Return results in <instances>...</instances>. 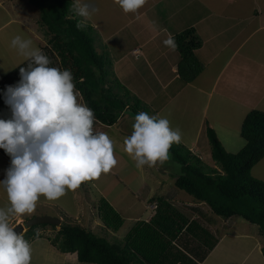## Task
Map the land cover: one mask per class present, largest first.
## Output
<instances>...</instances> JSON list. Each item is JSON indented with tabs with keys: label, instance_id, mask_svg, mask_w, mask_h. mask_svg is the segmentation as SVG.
<instances>
[{
	"label": "rangeland",
	"instance_id": "obj_1",
	"mask_svg": "<svg viewBox=\"0 0 264 264\" xmlns=\"http://www.w3.org/2000/svg\"><path fill=\"white\" fill-rule=\"evenodd\" d=\"M74 1L77 2V0ZM83 2L98 9L90 18L84 19L97 30L99 38L95 42L96 48L104 54L109 71L114 73L120 83L139 99L145 107V112L158 119H168L171 128L178 127L181 130V143L210 164H213V161L210 157V145L205 132L206 124L214 129L216 136L227 151L236 152L244 144V139L240 136V127L246 113L252 109L264 111V96L256 97V94L264 93V68L260 66L264 65V27L252 33L247 41L253 52V55L247 56L252 57L260 65L253 69L252 65L246 63V68L238 72L234 79V84L239 83L242 87L248 86L249 81L252 82L256 92L252 91L251 96L246 97L245 91L239 92L224 88L222 84L219 86L222 87L214 93H208L214 79L212 76L221 64L207 60L220 50V45L233 34L234 29L248 22V20L240 22L235 18H229L225 24L220 23L224 29H227L226 35H222V38L215 35L212 37L211 33H207L206 30L201 33V38H198L201 48L198 52L195 49L193 54L203 64V69L197 75L198 78L196 76L191 81V85L198 88L186 86L184 87L186 90L181 94L173 95L180 86L185 84L180 78L173 83L168 81L172 75L167 67L169 56L165 57L159 53L162 50L168 52L170 49L163 43L169 33L175 35L181 32L176 31L179 28H190V24L193 26L194 16L186 14H201L199 3L196 1V9L192 3L190 7L180 5L182 12L175 14L177 21L174 23L173 21L168 22L163 14L164 7L171 8V1H164L165 6L161 3L157 11L151 9L150 0H147L145 6L135 14L123 13L119 6L113 4L112 0H83ZM251 3L252 7L259 11V19H262L264 23V0H251ZM2 5L0 6V79L25 61V58L11 47V40L15 36L31 39L33 47L39 49L43 45L48 46L49 39L45 28L37 21L39 9L28 0H12V3L9 0H3ZM195 10L197 12H194ZM136 18L137 22H134L132 26L131 23ZM179 19L182 20V26L173 28ZM251 19L252 21L246 27L247 31L258 24L256 14ZM124 21L127 23L121 24ZM195 35L198 36L196 30ZM132 46L142 49L146 58L142 59L138 58L139 55H133ZM171 53L175 61L180 60L177 49L172 50ZM219 56L220 61L223 62L224 52L221 51ZM53 57L54 67L61 69L58 55L55 54ZM144 59L151 60L149 65ZM151 65H156L157 71L162 67L158 77H154L151 73ZM221 90L224 93L227 92L226 97L220 92ZM77 94L79 102L83 103L80 94L78 92ZM134 120V115L126 110L113 125L96 123L93 126L94 131L105 132L112 139L117 165L109 173L102 174L99 179L83 182L75 191H69L57 200L49 201L41 196L34 211L23 215L22 221L39 215L60 217L61 222L73 221L74 218L95 233L106 232V235L107 233L115 234L123 238L134 227L137 220L146 219L153 214L154 209L150 206L155 202L151 201V198L156 195H166L171 197L172 205L188 218H192L193 215L196 217V212L203 213L206 219L205 225H208L212 232L214 231L215 238L223 236L224 233L229 235L222 237L221 244H225L233 233L244 232V229L252 233L251 236L254 235L257 226L239 217L225 219L218 216L203 203L193 200L191 195L175 188L174 177L179 172V165L171 159V156L162 166L158 165L153 168L145 166L143 169H137L134 162L123 152V141L131 134ZM202 126L204 127L200 130ZM197 141L201 146L198 149L195 148ZM251 173L264 180V157L253 166ZM101 198L105 199L123 219V223L116 231L106 228L98 217L97 206ZM7 204V194L0 188V208H4ZM210 220L212 222L214 220L215 224ZM15 223L16 219H12L10 226L12 227ZM59 226L60 224L46 225L38 227L37 230L33 229L36 233H42L34 239L24 232V239L30 241L32 250L31 264H62L61 252L54 249L47 239V236H53L56 233ZM239 236L236 235L235 240H243ZM247 249L246 245H239L240 251H248ZM244 259L246 264L250 257L247 256Z\"/></svg>",
	"mask_w": 264,
	"mask_h": 264
},
{
	"label": "trees",
	"instance_id": "obj_2",
	"mask_svg": "<svg viewBox=\"0 0 264 264\" xmlns=\"http://www.w3.org/2000/svg\"><path fill=\"white\" fill-rule=\"evenodd\" d=\"M39 9L37 21L49 35L48 46L40 50L55 66L57 54L61 69L73 74L76 91L83 104L93 110L94 125L98 122L113 125L129 110L135 115L146 111L139 99L109 71L104 54L96 48L98 34L95 27L74 11V0H28ZM85 27L78 29L77 24ZM178 45L180 60L176 71L184 82H191L203 69L193 52L199 48V37L193 27L173 35ZM23 61L0 79V119H9L11 112L4 103V92L19 79ZM155 112V111H154ZM206 137L213 164L182 143L170 148L171 159L179 165L174 186L203 203L214 214L225 219L242 218L257 226L262 241L264 258V180L252 175L253 166L264 157V111L252 109L246 113L240 136L243 146L236 152L227 151L208 124ZM0 153L10 157L0 149ZM156 207L148 220L139 219L123 237L98 234L77 220L61 222L50 244L60 252H75L78 261L94 264H199L213 248L218 238L198 215L189 219L171 203V197L156 195L151 198ZM98 217L106 228L116 231L123 219L105 200L97 206ZM51 225L30 226L26 233L31 239L39 237L33 229ZM54 226V225H52ZM35 230V231H36ZM110 235V237H108ZM208 236L210 239L208 240ZM29 241V240H28Z\"/></svg>",
	"mask_w": 264,
	"mask_h": 264
},
{
	"label": "clouds",
	"instance_id": "obj_3",
	"mask_svg": "<svg viewBox=\"0 0 264 264\" xmlns=\"http://www.w3.org/2000/svg\"><path fill=\"white\" fill-rule=\"evenodd\" d=\"M123 13H137L147 0H112ZM76 14L90 18L98 9L83 0L73 5ZM83 21L77 24L83 29ZM164 45H178L169 33ZM11 47L28 61L19 68V81L7 86L4 103L11 117L0 119V149L10 157L5 178L0 180L8 204L0 208V264H31L32 250L10 226V219L34 211L43 196L54 201L75 191L83 182L99 179L118 163L114 143L105 132H95L92 109L80 103L69 69L50 67L52 61L31 39L17 35ZM132 132L123 141V152L137 169L162 166L170 148L180 144L182 132L166 118L141 111Z\"/></svg>",
	"mask_w": 264,
	"mask_h": 264
},
{
	"label": "crops",
	"instance_id": "obj_4",
	"mask_svg": "<svg viewBox=\"0 0 264 264\" xmlns=\"http://www.w3.org/2000/svg\"><path fill=\"white\" fill-rule=\"evenodd\" d=\"M9 1L12 3V0H9ZM164 1H171L172 9L171 8L167 9V7H164L165 9L163 10V14L166 17L168 22L173 21L174 23H176L177 21L174 17L175 14H179L180 12H182L180 5L190 7L192 3V5H194V8H195L196 1L199 3L200 5L199 8H201V14H197V13L186 14V15L194 16L195 22L192 23L193 26L190 24L189 27H193L197 31L198 37H200L201 33L204 30H206L207 33H211L212 37L215 35L216 37L222 38L223 37L222 35L224 34L226 35L227 29H224L220 23L222 24L227 23V20L229 18H232V19L235 18L236 20H240V22L241 21L244 22L245 20H248V22H246L244 25H240V27L238 26L236 29H234L233 34L230 37L228 36L227 40H225L223 44L220 45L221 46L219 48L220 50L218 49L219 51L215 52L213 54L214 56H212L209 60H207L209 62L213 60L221 64V66L217 69L216 73L212 76L214 77V79H213L212 87L208 89L209 90L208 93L212 94L215 91H217L218 88H221L222 86L230 90L231 89L238 90L239 92L245 91V94H247L246 97L251 96L252 91L256 92V90H254L253 88V83L250 81L248 83V86L245 85V87H242V85H240L239 83L237 85L234 84L235 75L238 72L246 68V63H248L249 65H252L253 69H255L256 67L260 65V63H257L252 57L247 56V55H253L252 48L247 42L248 38L257 29L259 30L261 27H264V23L262 19H259L260 18V15L258 13L259 11L257 10V8L252 7L251 0H150L151 9L153 10L156 9L158 11L159 9L158 6ZM2 4H3V0H0L1 7L3 6ZM163 6H165L164 3H163ZM194 12H197V11L195 10ZM255 14L258 19L257 20L258 24H256L254 28L251 27L247 31L246 27L252 21L251 18L254 17ZM180 20L181 19H179V22L173 28L182 26V23H181L182 20L181 21ZM134 22H137V18L134 19V21H132L131 23L132 26ZM124 23L126 24L127 22L124 21L121 24H124ZM179 29L176 31H183L185 28H181L180 30ZM200 48L201 46H199V48L196 49V52H198ZM163 51L164 50H162L161 53L159 54L165 57L169 56L167 67L170 69V72L172 73L168 81H171V83L176 82V80H178L179 78V75L176 71V64L178 61H175L174 59L175 57L171 53L172 51L171 49H169L168 52L167 51L163 52ZM221 51L224 52V56H225L223 62L220 61L221 59L219 56ZM131 53L136 56L139 55L138 58H142V59L146 58L144 55L145 53L139 47L132 46ZM144 60L146 64L149 65V61L151 60L149 61L147 59H144ZM260 66L264 68V65H260ZM156 67H157L156 65L155 66L151 65L150 67L151 69L149 68L151 73L154 75V77H158V75L161 72V68H162L160 67L157 71ZM251 83L252 85L250 87ZM184 84L185 85L180 86L173 95L181 94L182 91L186 90V88H184L186 86H192L191 88H198V87H195L194 85H191V82L184 83ZM221 84L222 86L219 87ZM254 86H256L255 83H254ZM242 88H246V89L242 90ZM220 92H222L223 96L226 97L227 92L224 93L223 90H221ZM186 94L190 96L188 92H186ZM263 96H264V93L261 95L256 94L257 98L263 97ZM123 115L124 113L122 114V116ZM203 127L204 126H202L200 130H202ZM195 146H196L195 148L198 149V147L200 146L199 141H197ZM10 162L11 161L9 158H7L2 153H0V179L1 180L2 178L3 179L5 178V170L9 167ZM196 214L197 216L199 215L202 221L205 223L206 219L204 218V214L201 212L199 213L196 212ZM150 216L144 220H148ZM193 217L195 216L193 215L192 218ZM12 219H16V223L22 221L21 216L12 217L10 221ZM210 222L212 221L210 220ZM212 223L215 224V221L213 220ZM229 233L230 232H228V234ZM250 234L252 235V233L244 229V232H239L238 234L233 233L232 235H230L229 239L227 240L225 244H221L222 237L229 236L224 233L223 236L218 237V240L214 244L213 248L209 251V253L204 258V260L202 262H199V264H243L245 261L244 258H246L247 256L250 257V260L248 261L250 262V264H264V258L261 252L262 241L260 239V235L258 234L257 231L254 232L253 236H251ZM236 235H240L239 238L243 240H235ZM240 244L246 245L248 248L247 249L248 251H240L239 250ZM52 247L56 249L54 246ZM60 254L62 255V260H61L62 264H94V263H86V262L78 261L75 252H61ZM248 262L246 264H248Z\"/></svg>",
	"mask_w": 264,
	"mask_h": 264
},
{
	"label": "water",
	"instance_id": "obj_5",
	"mask_svg": "<svg viewBox=\"0 0 264 264\" xmlns=\"http://www.w3.org/2000/svg\"><path fill=\"white\" fill-rule=\"evenodd\" d=\"M60 217H51L47 215H39L36 217H32L30 219H26L24 221L17 222L12 227L14 228V231L17 233H20L21 231L26 232L27 229L36 224H51V225H59L61 223Z\"/></svg>",
	"mask_w": 264,
	"mask_h": 264
},
{
	"label": "built area",
	"instance_id": "obj_6",
	"mask_svg": "<svg viewBox=\"0 0 264 264\" xmlns=\"http://www.w3.org/2000/svg\"><path fill=\"white\" fill-rule=\"evenodd\" d=\"M155 207H156V204L154 203L153 205H151V207H150V208H153V209H155Z\"/></svg>",
	"mask_w": 264,
	"mask_h": 264
}]
</instances>
